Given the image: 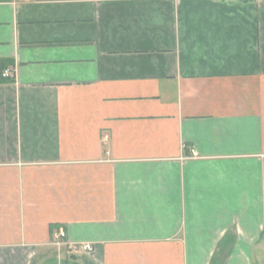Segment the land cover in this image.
Here are the masks:
<instances>
[{
    "label": "crops",
    "instance_id": "obj_1",
    "mask_svg": "<svg viewBox=\"0 0 264 264\" xmlns=\"http://www.w3.org/2000/svg\"><path fill=\"white\" fill-rule=\"evenodd\" d=\"M1 61L0 264H264V0H0Z\"/></svg>",
    "mask_w": 264,
    "mask_h": 264
},
{
    "label": "built area",
    "instance_id": "obj_2",
    "mask_svg": "<svg viewBox=\"0 0 264 264\" xmlns=\"http://www.w3.org/2000/svg\"><path fill=\"white\" fill-rule=\"evenodd\" d=\"M31 0H24V2H30ZM14 77V72L13 69L10 68H4L0 71V79H13ZM197 152L194 149H190L189 155L187 156L188 158H196ZM263 218H264V203H263ZM65 232L63 229H59L56 231L53 235L54 239V244L55 245H67L71 250L74 251H80V252H92L93 247L91 244L88 243H67L65 241Z\"/></svg>",
    "mask_w": 264,
    "mask_h": 264
},
{
    "label": "trees",
    "instance_id": "obj_3",
    "mask_svg": "<svg viewBox=\"0 0 264 264\" xmlns=\"http://www.w3.org/2000/svg\"><path fill=\"white\" fill-rule=\"evenodd\" d=\"M6 65H9V62L8 61H1L0 62V71L2 70V69H4L5 67H6ZM0 81L1 82H12V80H10V79H0Z\"/></svg>",
    "mask_w": 264,
    "mask_h": 264
}]
</instances>
